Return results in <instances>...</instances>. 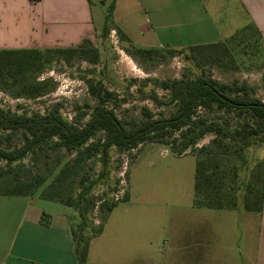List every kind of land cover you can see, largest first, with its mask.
<instances>
[{
  "label": "rangeland",
  "instance_id": "obj_1",
  "mask_svg": "<svg viewBox=\"0 0 264 264\" xmlns=\"http://www.w3.org/2000/svg\"><path fill=\"white\" fill-rule=\"evenodd\" d=\"M239 11L240 5L232 0V35L253 24ZM109 25H112L111 15ZM247 32L245 40L238 42L236 38L232 42L236 69L204 64L202 71L219 83H245L250 93L263 101L264 42L251 30ZM98 38L97 44L93 42L99 51L95 65L83 59L52 63L37 78L38 81L52 80L51 93L37 99H16L0 90V108L28 116L56 109L68 121L81 125L97 104L88 91V84L92 83L114 94L106 106L125 127L132 121L142 120L144 111L155 118L174 112L173 106L158 105L151 97L155 95L164 101L166 91L160 83L194 75L185 59L187 49L193 46L190 40L187 47L173 55L169 47L164 45V50H160L155 45L154 50L160 54L152 60L141 61L126 53L128 44L120 41L116 32L100 34ZM153 40L163 42L166 38L159 32ZM199 112L209 119L221 115L203 109ZM102 135L98 133L90 143ZM21 138V132L14 133L12 144H18ZM211 138V135L205 136L197 147L207 145ZM73 158L74 154L49 144L11 166L0 161V172L14 179L44 176L46 182L30 196V205L42 209L48 220L61 215L75 226L79 220L75 208L42 199L40 195L43 190H49L53 178ZM245 159L250 173L258 161L264 160V145L249 149ZM232 163L239 165L240 162L233 158ZM81 165L79 175L66 177L64 195H74L79 179L86 177L88 185L100 170L96 156L86 158ZM194 173L195 159L189 150L178 156L170 147L155 143H144L128 152L112 149L107 178L91 195L96 199V206L101 202L116 205L107 216L103 232L91 241L86 264H185L187 254L197 251L198 242H204V246L214 244L232 264H253V227L257 213L246 212L240 206L235 210L194 207ZM12 214L15 221L18 213ZM104 215L94 209L91 213L94 227L100 225Z\"/></svg>",
  "mask_w": 264,
  "mask_h": 264
},
{
  "label": "trees",
  "instance_id": "obj_2",
  "mask_svg": "<svg viewBox=\"0 0 264 264\" xmlns=\"http://www.w3.org/2000/svg\"><path fill=\"white\" fill-rule=\"evenodd\" d=\"M105 18L103 35L109 33V17ZM251 30L262 40L252 25L236 31L229 39L207 45H195L187 49L185 59L192 67L194 75L184 76L160 83L166 91L164 101L153 95L151 100L161 106H173L169 116L153 117L144 111V118L132 121L129 127L117 118L106 106L114 94L106 88L92 83L88 91L97 104L90 110L81 125L68 121L59 112L51 110L44 114L24 115L0 108V161L7 166L22 160L42 147L52 144L74 154L53 178L49 190H43L42 199L58 202L75 208L78 223L71 226L70 235L77 264H86L90 241L100 235L108 214L116 204L101 202L91 192L107 178L110 151L128 152L144 143H155L171 148V152L182 156L187 150L194 156V197L193 206L209 210H235L239 206L246 212L261 213L264 201V160L258 161L252 171L247 170L246 153L264 145V100L250 93L247 84L219 83L203 70L204 64L236 69L237 63L232 42L246 39ZM120 41H126L123 33L116 29ZM238 36V37H236ZM138 60H152L159 55L158 50L134 48L130 44L124 49ZM172 55L176 51H169ZM73 59H83L96 64L98 48L88 39L80 45L67 49H19L0 50V90L14 98L37 99L48 95L54 89L51 79L38 81L37 78L57 61L70 63ZM208 113L220 112L211 119L199 110ZM21 132L18 144H12L14 133ZM102 133L96 142L91 139ZM212 138L207 145L197 147L205 136ZM98 157L100 170L88 185L86 177L78 181L74 195H64L65 179L77 176L86 158ZM237 159L239 165L233 164ZM46 182L42 175L30 179H14L2 176L0 172L1 196H31ZM97 208L104 217L100 225L94 227L91 213ZM42 214L40 222L47 224Z\"/></svg>",
  "mask_w": 264,
  "mask_h": 264
},
{
  "label": "crops",
  "instance_id": "obj_3",
  "mask_svg": "<svg viewBox=\"0 0 264 264\" xmlns=\"http://www.w3.org/2000/svg\"><path fill=\"white\" fill-rule=\"evenodd\" d=\"M236 1L264 42V0ZM110 9V34L119 29L142 49L182 51L189 40L207 45L232 36V0H0V50L67 49L85 39L97 44ZM159 32L166 40L153 42ZM29 198L0 195V264H77L72 222L60 215L42 224L45 212ZM253 228V264H264V201ZM197 246L185 264H232L214 244Z\"/></svg>",
  "mask_w": 264,
  "mask_h": 264
}]
</instances>
